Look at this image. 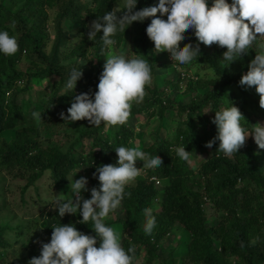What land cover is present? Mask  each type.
I'll use <instances>...</instances> for the list:
<instances>
[{
    "label": "trees",
    "instance_id": "16d2710c",
    "mask_svg": "<svg viewBox=\"0 0 264 264\" xmlns=\"http://www.w3.org/2000/svg\"><path fill=\"white\" fill-rule=\"evenodd\" d=\"M118 1L121 0H0V30H7L18 43L14 55H0V172L21 179L23 193L31 187L37 189V183L45 182L48 177L52 179L53 190L67 193L69 178L75 170L89 174L86 186L89 190L98 188L93 175L95 168L114 164L117 159L115 149L133 142L132 121L139 118L146 124L154 118L158 124L145 137L150 139V144L141 151L150 156L157 155L161 167L143 169L144 175L139 174L135 185L125 186L130 195L120 205L125 213L121 220L124 236L120 243L125 250L129 246L135 248L134 264L140 257V246L145 252L141 264H264V168L260 152L251 139L245 140L244 146L230 156L217 152L218 141L211 148L205 147L216 135L215 125L211 122L214 112L229 103L239 109L247 122L241 121L242 126L247 128L258 121L264 123V109L259 107L255 86L238 85L240 76L247 72V65L256 54V43L247 55L227 66L221 61L225 48L215 44L205 46L196 41L192 30H185V39L178 43L199 47V54L191 63H204L214 73L212 78L192 80L194 90L206 91L189 98L187 103L178 104L173 98L163 96L167 84L160 88L146 85L144 91L149 95L131 103L125 123L117 126H107L104 122L100 126L84 123L76 128L77 137L64 151L43 144L40 126L33 123L38 121L29 120L18 103L19 97L29 91L33 80H46L47 85L38 91L35 101L39 107L37 112L41 113L43 124L50 120L61 122L60 113L67 115L66 109L75 95L96 91L99 71L81 69L80 63L88 61L91 53L98 58L102 49H106L100 33L88 37V32L91 22L105 12L121 15L118 12L123 8L115 7ZM226 2L231 3V0ZM156 3L157 0H137L134 10ZM47 10L56 11L52 19L53 42L45 52ZM66 20L79 29V40L73 47L67 46L71 34L62 27ZM150 20L146 18L142 23L125 25V30L115 35L117 44L114 47H125L131 42L134 56H147L153 47L145 33ZM21 61L25 62L27 71L17 69ZM72 68H79L82 77L71 94L66 92L64 84ZM150 68L152 74L151 64ZM179 81H169V85L173 84L177 90ZM190 89L186 86L184 92ZM166 115L174 122L170 138L160 135V123ZM7 132L13 133L10 140L5 135ZM85 139L89 140L90 146L77 157L76 146ZM179 145H185V151L193 154L190 159L204 155L195 169L189 166L190 160L181 161L176 156L174 149ZM152 176L162 184L159 195L154 182L149 181ZM82 196L89 199L90 192H83ZM205 202L211 211L221 212L210 226L207 225ZM145 207H150L156 218V225L149 235L143 231L142 210ZM79 220L78 213L59 217L56 211L48 212L41 222L43 236L48 239L52 227L70 223L77 231L94 236L91 221L80 224L77 223ZM176 224L188 232L185 255L179 261L173 249L165 255L159 253L160 245L169 238ZM7 230H10L7 224H0V247L8 245L3 237ZM98 244L99 240L96 246ZM39 253L29 248L28 257H38Z\"/></svg>",
    "mask_w": 264,
    "mask_h": 264
},
{
    "label": "clouds",
    "instance_id": "9594fccd",
    "mask_svg": "<svg viewBox=\"0 0 264 264\" xmlns=\"http://www.w3.org/2000/svg\"><path fill=\"white\" fill-rule=\"evenodd\" d=\"M136 4L137 0H122L123 10L118 12L121 13L119 17L113 11L96 17L91 22L88 37L100 33L102 45L114 47L117 44L114 37L117 32L125 30V25L128 27L133 22L142 23L146 18H151L145 28L146 36L153 43L154 50L166 51L173 63L188 65L198 56V45L185 43L178 47V42L185 39V30L190 29L197 42L225 48L221 61L227 66L242 55H247L249 48L264 37V0H231V3L211 0L210 5L209 0H157L154 6L134 10ZM157 13L160 15L157 16ZM258 47L259 50L247 65V72L240 76L238 85L255 86L259 107L264 109V43ZM17 50L16 37L10 36L7 30H0V55L12 56ZM81 77L80 69L72 68L64 84L66 92L72 94ZM150 81L148 60L112 55L105 59L96 91L75 95L66 109L67 115L62 112L60 118L71 122L86 120L91 126H100L102 122L107 126L121 125L129 117L131 103L143 99L145 86ZM31 116L41 121L40 112L33 111ZM241 121L245 120L239 109L230 103L215 111L211 122L215 125L216 135L205 147L211 148L218 141L217 152L230 156L244 146L250 135L256 147L264 150V124L257 123L246 128ZM174 151L181 161L187 162L193 155L185 151V145L175 147ZM114 152L117 157L114 164L95 168L93 175L98 181V188L89 190L85 177L73 181L72 177L78 170L71 177L70 196L61 195L55 200L59 217L78 213L80 220L77 223L91 221V230L95 235H85L71 223L54 226L50 241L42 243L39 256L30 258L27 264H134L135 248L129 246L125 250L117 232L105 225L104 218L130 195L125 191V186L139 176L141 169L161 167V159L155 154L150 156L138 147L119 146ZM136 161L143 162L140 168L135 167ZM144 172L141 174L144 175ZM149 181L154 182L155 188L161 184L153 176ZM83 192H90V198L83 199ZM142 211L143 231L149 235L156 225V218L150 207Z\"/></svg>",
    "mask_w": 264,
    "mask_h": 264
},
{
    "label": "rangeland",
    "instance_id": "374dc122",
    "mask_svg": "<svg viewBox=\"0 0 264 264\" xmlns=\"http://www.w3.org/2000/svg\"><path fill=\"white\" fill-rule=\"evenodd\" d=\"M115 7H122V0L118 1ZM56 10H47V40L44 45V51L48 52L50 46L53 42L54 32L52 28V19L54 17ZM62 27L66 31H69L71 36L67 46L73 47L78 43L79 35L77 34L78 30L76 26L69 21H63ZM264 43V37L259 38L256 42L255 53L259 50L258 45ZM178 43V47H182ZM132 44L125 47H106L102 50L98 58L94 57L93 54H90V59L87 58L85 63L81 62V69L90 68L94 72L99 71L101 73L105 59L112 55H124L126 58H133L134 53L132 51ZM68 49V48H66ZM69 50V49H68ZM209 50V49H207ZM149 61V64L152 65L153 71L151 74V81L147 85L149 87L160 88L163 85L167 84L164 97L173 98L175 103H187L189 98H194L196 96L202 95L206 90H194L195 83H192V79H207L214 77V73L207 65L203 64H194L190 65H177L169 58V54L166 51L156 52L154 46L152 47L151 52L145 56L140 57ZM92 67V68H91ZM97 69H94L96 68ZM17 69L27 71L24 61H21L17 65ZM182 74L187 76L185 79H181ZM180 79V81H179ZM178 80L177 90L174 89V85L170 84L169 81ZM47 85V81L43 80H33L29 91L25 95H21L18 99V103L21 105L23 112L29 117V120L36 121L32 118L31 113L33 111H38L39 107L35 103L37 99V94L40 89ZM183 87V90L180 87ZM186 86H190V90L186 93L184 92ZM145 91V95L147 96ZM37 102V101H36ZM176 119V117H175ZM40 126V133L42 137L43 144H50L58 147L60 150H66L71 143L77 137L76 128L82 127L84 123H87L86 120L80 121H64L54 122L50 120L48 123L43 124L42 121L33 122ZM134 127V140L129 143L127 147H138L140 150L146 145L150 144V139L145 137L148 136V133L151 132L157 126L156 119L152 118L144 124L142 119H135L132 121ZM257 123L264 124L262 121ZM254 123V124H257ZM43 124V125H42ZM160 135L162 137L170 138L173 135L174 122L171 116H165L162 119ZM8 140L13 138L12 132L5 133ZM251 139V136L246 138ZM252 140V139H251ZM89 140L85 139L79 143L76 147L77 157H80L81 154H84L90 144ZM144 149V148H143ZM257 151L260 152L262 156L261 166L264 168V150L257 148ZM81 154H80V153ZM204 155L198 154L196 158L190 159L189 166L195 169V166L199 160L204 159ZM143 162L136 161L134 162L135 167L140 168ZM78 171L75 170L73 174ZM195 171V170H194ZM143 168L140 173H143ZM72 174V175H73ZM197 177V173H194ZM71 175V177H72ZM71 177L69 178V188L70 190L67 193H58L57 190H53V182L51 177H48L45 182H38L37 189L29 188L24 193L21 191L23 187V181L19 178H11L7 175L6 172H0V224H7L10 227V230H7L3 237L7 246L0 247V264H27L29 257L28 251L29 248L35 249V251H40V245L42 243H48L50 238L46 239L43 236V230L41 229V222L45 218L46 213H53L56 211L55 200L61 195L64 197L70 196L71 192ZM80 177H89V174L85 171L79 170L73 177L72 180L78 179ZM128 185H135V180ZM87 186V185H86ZM156 189L158 190V195L162 190V185L159 184ZM204 206L208 208L207 202L204 203ZM221 212H214L211 209L206 210L208 226L214 224ZM68 214H65L67 217ZM125 218V213L122 208L119 206L116 210L112 211L107 217L104 218L109 227H112L114 231L117 232L119 238L121 239L124 236V230L122 227L121 220ZM19 232H16V231ZM18 235L17 238L13 239L14 236ZM188 242V232L180 225L176 224L171 231V236L160 245L159 250L162 255L168 253L169 249H173L174 256L178 259H181L185 255V248ZM140 257L137 258L136 264H141L142 256L144 255V249L140 246ZM179 264V263H178Z\"/></svg>",
    "mask_w": 264,
    "mask_h": 264
},
{
    "label": "built area",
    "instance_id": "2783aa9c",
    "mask_svg": "<svg viewBox=\"0 0 264 264\" xmlns=\"http://www.w3.org/2000/svg\"><path fill=\"white\" fill-rule=\"evenodd\" d=\"M185 75H182V77H184Z\"/></svg>",
    "mask_w": 264,
    "mask_h": 264
}]
</instances>
